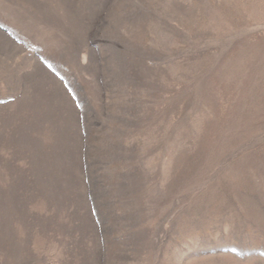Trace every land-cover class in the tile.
Listing matches in <instances>:
<instances>
[{
	"label": "rangeland",
	"instance_id": "374dc122",
	"mask_svg": "<svg viewBox=\"0 0 264 264\" xmlns=\"http://www.w3.org/2000/svg\"><path fill=\"white\" fill-rule=\"evenodd\" d=\"M0 264H264V0H0Z\"/></svg>",
	"mask_w": 264,
	"mask_h": 264
}]
</instances>
